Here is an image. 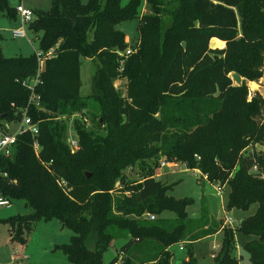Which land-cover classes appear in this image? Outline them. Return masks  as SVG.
I'll use <instances>...</instances> for the list:
<instances>
[{
    "label": "trees",
    "instance_id": "1",
    "mask_svg": "<svg viewBox=\"0 0 264 264\" xmlns=\"http://www.w3.org/2000/svg\"><path fill=\"white\" fill-rule=\"evenodd\" d=\"M140 1L51 0L49 10L33 9L30 29L42 32L40 51L55 47V54L39 75L40 105L28 110L39 134L19 135L15 156L0 158L7 173L0 196L23 198L31 209L7 219L13 237L25 243L26 228L57 218L74 232L62 245L70 264H173V246L221 231L213 264H240L236 233L243 232L254 236L245 244L250 264H264V177L252 171L264 167V151L249 149L264 141V101H248L246 83L264 77V0H146L154 13L141 15L139 43L125 58L119 52L130 45L118 25L138 16ZM1 12L17 17L9 0H0ZM214 38L223 44L212 48ZM82 58L99 62L86 96ZM38 69L36 53L8 57L0 47V129L21 119L29 100L22 82ZM121 78L126 96L116 87ZM162 156L229 184L227 209L257 204L256 211L235 227L205 208L190 216L193 200L174 197L173 184L157 176ZM129 168L140 179H129ZM117 239L125 242L104 263ZM178 264H198L191 248Z\"/></svg>",
    "mask_w": 264,
    "mask_h": 264
},
{
    "label": "rangeland",
    "instance_id": "2",
    "mask_svg": "<svg viewBox=\"0 0 264 264\" xmlns=\"http://www.w3.org/2000/svg\"><path fill=\"white\" fill-rule=\"evenodd\" d=\"M88 1L82 0L83 3H87ZM128 1L122 0V4L125 5ZM21 2L32 9L49 10L51 8V0H9V5L16 7ZM165 5L170 7L167 3ZM162 12L160 11L157 15H161ZM153 13L154 11L150 5L146 4V0H141L138 6V16L119 23L118 28L125 33L130 47H136L139 43V22L141 15ZM21 27L20 18L16 17V19H11L5 13H0V47L8 57L29 56L40 51V37L42 32L35 33L30 29V25H25L27 37H14L12 30ZM211 43L215 44V47L219 45L218 41L211 40ZM98 64V60L82 58L81 94L84 96L89 95L92 91V78L97 70ZM246 83L248 101H251L255 95H260L264 101V77L254 80L247 79ZM255 84L258 87H255ZM116 87L126 96L127 80L125 78L118 79L116 81ZM19 121L6 122L11 132L18 129L20 125ZM88 125L91 126L89 122ZM74 134L73 121L70 119L69 136ZM249 149L257 153L263 152L264 141L249 146ZM161 159L169 161L166 156H162ZM169 162L170 165L158 169V173L160 175L162 174L159 178L168 184H173V189L170 191V194L174 197L193 200V203L187 209L190 216H199L202 208H205L216 220L227 221L228 226L235 227L241 219L252 215L256 211L257 204H253L248 210L237 208L227 209L228 195L230 192L229 184L222 186L219 183L210 182L207 178H201L199 169L188 168L183 163ZM137 171V169L129 168L126 170V175L129 179L138 180L140 176ZM120 187L121 184H118V188ZM30 212L31 209L23 198L11 199V207H0V264H70L69 257L63 250L62 245L70 241L74 232L68 227H65L57 218H42L34 223L31 230L26 228L24 236L27 238V241L25 243L13 237L14 234L11 231V226L7 219L17 214H28ZM164 216L174 217L175 215L171 211H166ZM253 237L243 232L236 233L235 255L240 258V264H250V257L245 248V244ZM222 240L223 233L219 232L203 238L191 246L187 245L184 250H180L179 246L175 245L172 247V263L178 264V262L187 258L191 248L197 257L198 264H213L214 257L219 253L221 248ZM124 242L125 240L123 239L114 240L103 255L104 263L111 262L118 255V250ZM17 253L24 255V258L16 260L14 255ZM121 262L122 257L119 260V263Z\"/></svg>",
    "mask_w": 264,
    "mask_h": 264
},
{
    "label": "built area",
    "instance_id": "3",
    "mask_svg": "<svg viewBox=\"0 0 264 264\" xmlns=\"http://www.w3.org/2000/svg\"><path fill=\"white\" fill-rule=\"evenodd\" d=\"M17 11V17L21 19V28H15L12 30V34L16 38H23L27 37V32L25 30V25H30L35 20V15L33 12V9L31 7L25 6L22 2L16 6ZM135 51L134 48L128 47L125 52H119L121 56H124L125 58L128 57L130 54H132ZM38 59L39 69L37 76L33 78L26 79L22 82V84L29 90V100H28V106L25 108V110L22 113V117L19 121V127L16 131L11 132L9 125L6 124L5 129H0V158H13L16 154V143L18 136L24 133H31L33 137H36L39 134V122L35 121L28 113L29 108L31 106L39 107L40 103V95L37 94V85L39 84V75L40 72L43 70L46 58H50L55 54V47L51 48L47 52L38 51L35 52ZM124 60H122L123 64ZM88 123V120L85 119ZM68 143L72 149L73 152H75L77 149H79L78 144V138L76 135H72L68 137ZM34 147L36 151L39 148V144L37 141L34 143ZM170 165V162L166 159H161L160 161V167H166ZM252 171L255 173H258L262 177H264V167L260 168L258 164H255L252 168ZM0 175L7 176V173L0 171ZM157 176H160L158 173ZM11 206V200H9L6 197L0 196V207ZM150 218H154L153 215L149 216ZM226 223H228L226 221ZM179 246L180 250L185 249V243L180 242L177 244ZM22 256L19 254H16L14 258L20 259Z\"/></svg>",
    "mask_w": 264,
    "mask_h": 264
},
{
    "label": "water",
    "instance_id": "4",
    "mask_svg": "<svg viewBox=\"0 0 264 264\" xmlns=\"http://www.w3.org/2000/svg\"><path fill=\"white\" fill-rule=\"evenodd\" d=\"M211 47L212 48H216V47L213 46L212 43H211ZM231 75H232V78L235 80L236 84L240 85V84L243 83V77L240 74L232 73ZM101 121H103V120H101ZM90 175L91 174L89 172H87V176H90Z\"/></svg>",
    "mask_w": 264,
    "mask_h": 264
},
{
    "label": "bare ground",
    "instance_id": "5",
    "mask_svg": "<svg viewBox=\"0 0 264 264\" xmlns=\"http://www.w3.org/2000/svg\"><path fill=\"white\" fill-rule=\"evenodd\" d=\"M212 41H218L219 45L218 46H221L223 44V42L221 40H217V38H214L212 39ZM213 46L215 47V44H213ZM217 47V46H216ZM255 87H258L256 84L254 85Z\"/></svg>",
    "mask_w": 264,
    "mask_h": 264
},
{
    "label": "crops",
    "instance_id": "6",
    "mask_svg": "<svg viewBox=\"0 0 264 264\" xmlns=\"http://www.w3.org/2000/svg\"><path fill=\"white\" fill-rule=\"evenodd\" d=\"M144 13V12H143ZM126 40L128 41V39L126 38ZM162 175V174H161ZM161 175L160 176H158V178L159 177H161ZM9 207H11V206H9ZM226 223V222H225ZM219 232H221V231H218L217 233H219ZM209 237V236H208ZM186 248V247H185ZM118 253H119V250H118ZM17 254H19V253H17ZM19 255H21L22 257L21 258H24V255H22V254H19ZM15 256V255H14ZM122 257V256H121ZM20 258V259H21Z\"/></svg>",
    "mask_w": 264,
    "mask_h": 264
}]
</instances>
